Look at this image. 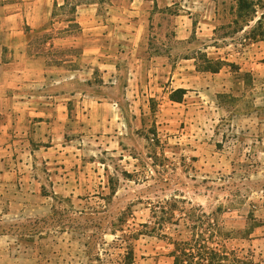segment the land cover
Wrapping results in <instances>:
<instances>
[{
  "label": "crops",
  "instance_id": "1",
  "mask_svg": "<svg viewBox=\"0 0 264 264\" xmlns=\"http://www.w3.org/2000/svg\"><path fill=\"white\" fill-rule=\"evenodd\" d=\"M246 31L214 0H0V264H173L165 242L112 244L155 142L189 190L251 186L264 223V38Z\"/></svg>",
  "mask_w": 264,
  "mask_h": 264
},
{
  "label": "rangeland",
  "instance_id": "2",
  "mask_svg": "<svg viewBox=\"0 0 264 264\" xmlns=\"http://www.w3.org/2000/svg\"><path fill=\"white\" fill-rule=\"evenodd\" d=\"M214 1L222 13L224 32L233 34L247 27V34L264 38V0ZM154 144L148 156L137 155L136 162L140 166L136 175L142 179L149 176V182L127 186L124 191L143 198L141 205L135 201V210L140 208L143 213L136 211L138 214L131 216L126 209L125 214L117 218L112 226L117 235L112 241L113 246H125L130 252L137 240L148 239L154 242L151 251H162V245L158 246L157 242H165L166 251L175 252L180 264H255L264 260V250L259 245L264 232L257 231L264 223L255 217L254 201L246 197L252 187H247L239 179L224 185L221 182L207 185L200 177L189 190L188 184L181 186L178 183L186 179L184 172L177 170L174 144ZM211 186L212 194L206 199L207 187ZM172 213H175V219H166ZM182 213H186V219L193 215L195 222L183 218L177 221ZM211 214L218 219L220 230L209 226ZM198 217L201 223L197 224ZM184 253L194 254V258L184 256ZM214 253L218 258L213 263L211 257Z\"/></svg>",
  "mask_w": 264,
  "mask_h": 264
},
{
  "label": "trees",
  "instance_id": "3",
  "mask_svg": "<svg viewBox=\"0 0 264 264\" xmlns=\"http://www.w3.org/2000/svg\"><path fill=\"white\" fill-rule=\"evenodd\" d=\"M219 211H220V209H219ZM181 215H183V216H181L180 217V219H178L177 221H179L180 222V220L183 218L185 221L186 220H188V221H192L193 223L195 222L193 219H194V216L193 215H190L189 216V218L188 219H186V217L184 216V215H186V213H182ZM203 215H205V216H207V214H203ZM215 216V214H211L208 218V224H209V226H211V227H213V229L214 230H218L220 227H219V221H218V219L216 218V217H214ZM185 217V218H184ZM164 218V217H163ZM199 218V220L196 222L197 224L198 223H201V218L200 217H198ZM166 219H175V213L173 214H171L168 218H166ZM220 230V229H219ZM130 255H133V250H131L130 251ZM184 256H187V257H189V258H194V254H187V253H184L183 254ZM171 256L172 257H174V263L173 264H180V261H179V256L174 252V253H172L171 254ZM217 253H214V255H212V257H211V259H212V262L214 263V261H216L217 260ZM211 262V263H212Z\"/></svg>",
  "mask_w": 264,
  "mask_h": 264
}]
</instances>
